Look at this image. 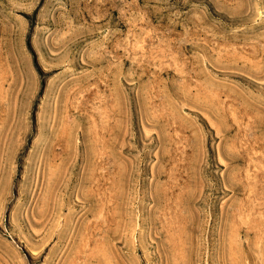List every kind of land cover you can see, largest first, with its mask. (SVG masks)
Wrapping results in <instances>:
<instances>
[{
	"label": "rangeland",
	"instance_id": "374dc122",
	"mask_svg": "<svg viewBox=\"0 0 264 264\" xmlns=\"http://www.w3.org/2000/svg\"><path fill=\"white\" fill-rule=\"evenodd\" d=\"M0 264H264V0H0Z\"/></svg>",
	"mask_w": 264,
	"mask_h": 264
}]
</instances>
